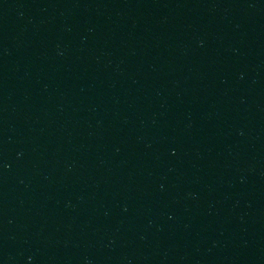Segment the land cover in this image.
<instances>
[{
	"label": "water",
	"instance_id": "obj_1",
	"mask_svg": "<svg viewBox=\"0 0 264 264\" xmlns=\"http://www.w3.org/2000/svg\"><path fill=\"white\" fill-rule=\"evenodd\" d=\"M38 0H0V15Z\"/></svg>",
	"mask_w": 264,
	"mask_h": 264
}]
</instances>
